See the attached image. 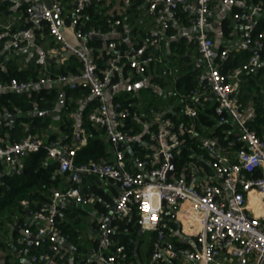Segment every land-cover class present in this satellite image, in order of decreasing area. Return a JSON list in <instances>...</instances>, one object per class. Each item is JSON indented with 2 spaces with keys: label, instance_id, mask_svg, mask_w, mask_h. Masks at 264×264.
<instances>
[{
  "label": "built area",
  "instance_id": "obj_1",
  "mask_svg": "<svg viewBox=\"0 0 264 264\" xmlns=\"http://www.w3.org/2000/svg\"><path fill=\"white\" fill-rule=\"evenodd\" d=\"M21 5L25 0H3ZM216 0H150L160 6L158 35L169 30L177 33L188 27L178 23L177 13L189 7L193 13L190 27L205 66L202 82L182 96L178 108H169L156 122L147 152L143 157H127L135 141L133 128L128 126L131 109L120 102L110 101L114 78L128 70L134 76L145 75L151 66L164 64L161 55H136L111 39L102 48L89 45L94 39L108 38L95 27L83 32L75 25L83 13L97 0H71L69 23L62 0H50L51 8L41 2H30L24 8L25 20L47 31L63 52L75 57L80 66L76 72L45 76L37 80L0 83L2 92H31L47 85H62L71 91L87 90L96 107L89 121L104 129L113 150L112 161L76 164L79 147L61 140L45 142L30 135L19 142L0 146V162L19 174L22 159L28 154L47 151V158L58 164L59 172L68 175L70 186L53 191L47 204L30 213L31 219L20 224L16 238L18 256L27 264H74L67 243L69 236L60 227L61 218L70 203L80 204L85 196L80 187L83 177H95L114 183L119 195L113 210L103 214L95 228L97 264H119L128 258L126 248L114 239L117 221L138 216L143 232H157L151 264L183 257L194 264H264V214L258 215L248 205L250 193L260 195L264 207V140L248 127L255 112L238 101V94L247 75L262 65L264 32H258V17L264 14V3L234 12L232 20L239 29L240 43L252 53L242 66L224 71L230 49L216 51L209 36L210 17ZM228 4L230 0H219ZM58 17V23L55 20ZM114 21L112 26H118ZM78 41L70 42L67 29ZM72 28V27H71ZM4 47L22 51L28 41L26 31L7 27ZM110 39V38H109ZM104 59L105 68L99 61ZM4 69V64H0ZM37 106V103H35ZM210 109L211 119L218 125L230 124L233 138L223 143L213 135V128L201 126V113ZM176 117L177 119H174ZM7 115L0 111V128ZM85 131H82L84 133ZM228 138V136H227ZM239 146L238 149H235ZM187 153V157H183ZM174 157V171L171 170ZM11 172V173H12ZM9 174L0 167V186ZM92 201V200H91ZM22 205L28 207V202ZM170 224L177 230H171ZM125 228L124 232H127ZM177 242L189 246L179 249ZM129 264H135L129 262Z\"/></svg>",
  "mask_w": 264,
  "mask_h": 264
},
{
  "label": "crops",
  "instance_id": "obj_2",
  "mask_svg": "<svg viewBox=\"0 0 264 264\" xmlns=\"http://www.w3.org/2000/svg\"><path fill=\"white\" fill-rule=\"evenodd\" d=\"M32 1L39 2L43 0H25L21 5L0 0V64H4V69L0 68V71L5 72L9 66H15L18 71L27 74L28 80H34L33 77L39 79L46 74H61V71L71 72V57L73 56L67 52H63L47 31L38 29V25L34 23L26 22L23 7ZM137 1H141V3L137 4ZM62 3L64 5L65 16L68 17L71 15L73 8L71 0H62ZM151 3L150 0H97L95 2L98 12L111 23L112 33L108 38L118 41L125 48L131 49L136 55H161L164 59V64L151 66L143 76H134L128 70L118 74L110 90L111 102H120L130 107L131 120L137 122L141 129L139 133L134 135V142L138 141L141 150L146 152L147 144L151 140L149 142L142 141L143 135L145 133L151 134L153 132L152 127L156 126L158 119L165 115L167 109L171 107L178 108L182 102V96L187 93H184L183 87L180 86V80L185 75L191 74L192 82L197 86L202 82L205 75V66L194 41L195 31L190 27V19L193 16L191 9L189 7H182L177 13V21L179 24L188 27L186 31L177 33L174 30H169L166 35L159 36L158 30L160 29L161 22L160 6L156 4L153 7ZM252 5L253 0H230L225 5L219 0L213 3L214 13L210 17L209 36L214 41L216 51L224 48L230 49L229 60L242 55L246 51H250L240 43L239 29L234 24L232 15L235 11L247 10ZM263 17L264 14L260 15L258 21ZM226 18L232 22L229 33L223 32L222 29L223 20ZM114 21H120V24L112 26ZM84 24L87 25V22ZM7 27H10L12 31H26L25 38L28 41V46L23 44L24 49L22 51L6 49L4 43L7 40V36H5ZM69 27L66 30L67 37L70 42L77 44L78 41L72 35L73 26ZM2 38H6V40L3 41ZM262 66H264L263 63L252 73L253 76L257 75V88H255L254 94L245 106L246 109H252L254 112H256V98L262 96V100H264V72H258ZM246 81L244 80L243 85ZM43 89L56 90L58 93V97L50 109L41 112L37 109L38 105L36 106L34 102V107L37 109L35 112H22L21 110H17V114L5 112L4 114L7 115V118L4 125L13 127L16 122L15 120L23 117L28 119L23 126L25 133H29L31 130V118L37 115L42 116L46 121H49V126L38 130L35 136L46 142L53 134L57 135V140L63 141L67 138V135L61 131L60 127L66 119H70L73 121L74 136L69 144L79 147V149L84 147L87 144V135L85 132L82 133L85 130L82 128L83 120L81 115L91 102L95 103V101L84 90H80L79 93L77 92V96L72 98L67 95V92L74 91L62 85H47ZM41 90L38 88L34 91L38 93ZM144 91H150L155 96L162 97L165 100L164 106L159 109L151 106L145 107L143 100L138 97V94ZM177 96L178 98H176ZM66 102L68 104L72 103L73 109L69 113L64 112ZM149 113L155 114L153 121L149 119ZM76 135H79L80 141L75 139ZM261 138L264 140V132ZM104 139L107 143V149L111 153L109 161H112L113 150L106 137ZM132 143L128 148V152H131V155L139 153L138 150L133 149ZM5 144L8 145L10 143L6 142ZM3 166L9 174H14L11 167L5 164ZM21 166L22 162L19 168ZM92 181L90 176L83 177L79 183L80 188H82L81 191L84 188L93 189L94 184ZM98 181L100 197H96L92 193L88 196L85 194V201L82 203H88L90 207H79V204L70 203L60 221L63 226L76 233L75 240L69 241L67 247L73 261L76 256L80 259L78 262L83 264L96 263L94 231L98 221L105 214L97 209L96 203L100 202L103 205H107L110 201L112 203L108 212L110 213L113 210L115 199L119 195V190L114 183L110 181ZM67 186H70L68 175L64 177L62 186L60 185L58 189H63ZM31 218L30 214L25 215L17 210L8 215H0V264H27L18 256L16 238L19 235L21 222ZM150 234L151 232L142 231L141 239L139 238L137 241L136 249L139 250L137 264H151L147 258ZM177 264L194 263L187 261L183 257H179Z\"/></svg>",
  "mask_w": 264,
  "mask_h": 264
},
{
  "label": "trees",
  "instance_id": "obj_3",
  "mask_svg": "<svg viewBox=\"0 0 264 264\" xmlns=\"http://www.w3.org/2000/svg\"><path fill=\"white\" fill-rule=\"evenodd\" d=\"M258 2H263L264 0H253V4ZM141 1H137V4H140ZM25 8V7H23ZM243 10L235 11L240 12ZM84 17L82 21H78L75 23L78 29L82 30L83 32L87 31L91 26L97 29H101L104 33H111V23L104 18L102 14H100L97 10V5L93 3L85 12L83 13ZM68 22H72V17L69 15L67 17ZM87 22V25L84 23ZM84 24V25H83ZM223 32L229 33L232 27V22L230 19H224L222 23ZM258 32H264V17L261 18L258 23ZM3 41L6 38H2ZM111 39L104 38V39H94L89 42L90 46L96 48H102L105 43L109 42ZM124 47V46H122ZM251 51H246L242 55H238L231 60H228L225 64V72L236 67L242 66L245 64L250 55ZM262 63L264 64V50L261 53ZM71 72H76L77 67L80 65L78 60L75 57H71ZM104 59L99 61L100 68H105ZM63 74H67L70 72L61 71ZM263 73L264 66L258 71ZM253 73V72H252ZM247 75L245 77L246 83L243 85L238 97V101L246 106L248 100L254 94V90L256 87V78L257 75L253 74ZM27 74L18 69L15 66H9L8 69L4 71H0V83H8L12 79H17L18 81H29ZM34 80H37L36 77H33ZM117 76L114 78L113 83H115ZM180 86H182L184 93L188 92L190 89L196 86L195 83L192 82L191 74H187L184 76L183 79L180 80ZM80 90L78 89L74 92H67L69 97L75 98L77 92L79 93ZM85 93L89 94L87 90ZM58 93L56 90H46L42 89L41 91L37 92H2L0 93V111L2 113H12L17 114V110H21L22 112H35V110H40L44 112L47 109H50L53 106V102L57 99ZM174 98V97H173ZM178 98V96L176 97ZM262 96L256 98V112L255 117L252 121L248 122V127L258 133L261 137L263 135L264 130V107ZM34 102L37 103L38 108L35 109ZM128 104V103H127ZM95 103L91 102L89 107H87L82 113V128L85 130L87 135V144L79 149L76 153L75 163L76 164H83L88 163L90 161L94 162H107L110 158V151L107 149V143L105 138L104 129L95 127L89 121L90 113L95 109ZM73 109L72 103L68 104L65 103L64 112L69 113ZM212 111L208 109L204 113H201L198 122L201 126L213 128V135L215 134L218 136L223 143H227L228 139L233 138V133L231 132L232 126L230 124H221L218 125L213 119H211ZM174 119H177L174 117ZM15 125L13 127L3 126L0 128V146H5L6 142L10 144L19 142L20 140L24 139L28 135H35L38 130L42 128H47L49 126V121H46L42 116H35L31 118V130L29 133H25V128L23 124L28 121L23 117L18 118L15 120ZM128 126L132 127L133 135H136L141 131L137 122L133 120L128 121ZM61 131L67 135V138L63 140L65 143H70L73 136H74V126L73 121L70 119H66L63 124H61ZM156 126L152 127L154 131ZM144 134V133H143ZM10 136V138H8ZM228 136V138H227ZM151 134H144L142 141H150ZM57 135H51L46 142H51L57 140ZM134 146L133 149L139 151V153L131 152L127 153V157H143L146 154V151H142L139 147V142L136 141L132 143ZM239 146H236L235 149H238ZM187 153H183V157H187ZM0 167L3 169L4 166L0 162ZM20 169L19 174H7L3 178V183L0 186V215L9 214L14 211H20L21 213L28 215L31 212L38 210L41 206L47 204L50 200V197L53 191L57 190L59 186H62V182L64 181V177L67 174H61L59 172L58 164L49 160L47 158V151L45 149H41L39 152L28 154L26 157L22 159V166ZM93 180L92 183L93 189H83L82 193L89 194L96 197H100V189H98L99 181L94 177H91ZM75 187H80V184H74ZM82 189V188H81ZM22 201L28 202V207H24L22 205ZM112 203L109 201L107 205H103L100 202L96 203L97 209L100 212L107 214L109 212V208ZM138 216L134 211L132 217L127 218L123 221H117L116 226L118 227L114 239L118 241L120 245L125 246L128 258L126 261L120 262L119 264H129V262H134L135 264L138 263L137 256L139 254V250L136 249V244L138 239L141 236V229L137 223ZM63 230V233L69 236V241L75 240L76 233L72 230H69L67 227L60 225ZM125 228H127V232H124ZM171 230H177L176 226L170 224V229L167 231V235L170 234ZM157 238V232H151L150 234V241H149V250L147 251V258L150 260L152 253L154 252V243ZM141 239V238H140ZM176 246L181 249L189 246L181 245L177 242L178 237H173ZM97 247V243H96ZM178 258L160 261L154 264H177ZM80 259L75 256L74 264H83L79 263ZM96 264V263H93Z\"/></svg>",
  "mask_w": 264,
  "mask_h": 264
},
{
  "label": "rangeland",
  "instance_id": "obj_4",
  "mask_svg": "<svg viewBox=\"0 0 264 264\" xmlns=\"http://www.w3.org/2000/svg\"><path fill=\"white\" fill-rule=\"evenodd\" d=\"M138 97L141 99V100H143V102H144V106L146 107H157L158 109L159 108H162L163 106H164V102H165V100L162 98V97H157V96H155L154 94H152L150 91H144V92H141V93H139L138 94ZM148 117H149V119L151 120V121H153L154 120V118H155V114H153V113H149L148 114ZM79 207H85V208H87V207H90V205L88 204V203H80L79 204ZM84 208V209H85ZM88 210H89V208H88ZM88 210H86V211H88ZM89 221V220H88ZM87 227V226H86ZM85 230V229H84ZM148 234V233H147Z\"/></svg>",
  "mask_w": 264,
  "mask_h": 264
},
{
  "label": "bare ground",
  "instance_id": "obj_5",
  "mask_svg": "<svg viewBox=\"0 0 264 264\" xmlns=\"http://www.w3.org/2000/svg\"><path fill=\"white\" fill-rule=\"evenodd\" d=\"M248 205L255 209L254 215L255 213L258 215L264 214V207L261 204L260 195L256 193H250L248 197Z\"/></svg>",
  "mask_w": 264,
  "mask_h": 264
},
{
  "label": "water",
  "instance_id": "obj_6",
  "mask_svg": "<svg viewBox=\"0 0 264 264\" xmlns=\"http://www.w3.org/2000/svg\"><path fill=\"white\" fill-rule=\"evenodd\" d=\"M39 2H41V1H39ZM43 2H45L48 5V7L51 8L52 5H51L50 0H43ZM151 5L154 7L156 5V3L152 2ZM55 20L58 23V17L55 16ZM75 139L80 141L79 135H76ZM173 171H174V157L171 156V170H170L169 176L173 173ZM25 263H27V262H25Z\"/></svg>",
  "mask_w": 264,
  "mask_h": 264
}]
</instances>
